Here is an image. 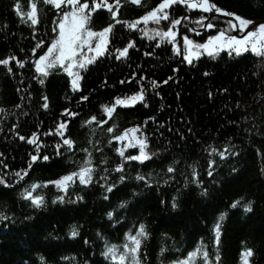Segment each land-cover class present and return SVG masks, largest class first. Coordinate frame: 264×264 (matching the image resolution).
Here are the masks:
<instances>
[{"label": "trees", "instance_id": "16d2710c", "mask_svg": "<svg viewBox=\"0 0 264 264\" xmlns=\"http://www.w3.org/2000/svg\"><path fill=\"white\" fill-rule=\"evenodd\" d=\"M159 1L121 0L116 18L104 8L91 14L85 27L114 26L104 53L79 70L80 88L74 91L59 65L41 84L33 63L44 43L56 38L62 13L35 0L38 23L32 25L26 16L29 0H19L23 17L13 7L17 0H0V59L9 60L0 65V176L6 181L0 183V264H118L105 252L112 245L123 251L126 233L135 234L140 224L148 233L138 253L141 264H173L201 245L209 264H242L247 249L253 250L250 264H264V55L222 50L183 61L172 44L144 34V22L136 28L124 23ZM211 2L264 21V0ZM167 11L170 19L164 23L184 17L181 34L201 42L228 24L214 10H193L179 2ZM201 16L215 27L193 31L201 27L195 20ZM129 41L128 54L117 59L115 50ZM141 86L143 101L116 105L111 117L103 111L102 105L111 106ZM65 108L77 115L63 113ZM93 115L105 123H83ZM62 122L66 127L58 130ZM137 126L129 136L146 139L151 155L143 162L125 161L116 149L129 141L112 140V135ZM60 132L74 141L72 148L63 144ZM131 145L125 155H138L139 145L135 140ZM32 155L39 159L32 161ZM89 157L95 170L88 184L78 178L67 189L46 183L76 171ZM169 166L174 171L168 172ZM26 191L43 203L33 204ZM248 201L251 212L243 208ZM221 213L217 244L213 226ZM194 264H203V256L198 254Z\"/></svg>", "mask_w": 264, "mask_h": 264}, {"label": "snow or ice", "instance_id": "6c2138e0", "mask_svg": "<svg viewBox=\"0 0 264 264\" xmlns=\"http://www.w3.org/2000/svg\"><path fill=\"white\" fill-rule=\"evenodd\" d=\"M134 4H140L141 0H131ZM185 4L189 9H201L204 12L215 11L216 13H225L228 16H234L237 21H239L238 30L240 32H244L245 28L252 24L253 22L249 19H246L237 13L234 12H226L225 9L218 7L215 3H212L211 0H160V2L156 5V7L152 8L150 11L146 12L144 15L138 17L133 21H124V23L130 28H136L140 22H144L147 24L149 21H154L159 24L161 20H169L170 14L166 10L171 5L175 3ZM30 10L26 13L27 19L30 20L32 25H36L38 23V9L35 0H29ZM44 3L50 4L57 9H61L62 5L67 4L70 6V12H64L63 18L59 21V35L56 39L52 40L51 44L47 45V51L42 55H39L37 59L34 60V68L36 73L38 74L36 78L39 79L41 84L44 83V79L42 77H46L51 70H53L57 65H59L64 72L71 77V87L72 89L78 90L80 88V69H84L88 64L92 63L97 56H100L104 53L109 43V33L113 29V24L110 23L107 26L103 27L98 31H94L91 27H85V25L89 22L91 14L96 11V9L104 8L110 11L111 16L116 18L118 15V9L120 7L121 0H91V4L89 0H44ZM115 6V10H114ZM13 7L17 10V13L22 17L25 16V13L20 12L19 9V0H17L16 4ZM187 18V17H185ZM207 21L206 23H204ZM119 22V21H114ZM199 22L201 23V27L206 28H214L215 25L210 21L208 17L201 16L199 18ZM180 23L179 19H171L169 27L167 30L163 29H152L151 31L160 38L161 41L171 40L174 51L179 52V48L177 47L175 40L173 39L176 36V32L173 30V26L178 25ZM229 24L232 28H237V25L229 21ZM56 31V29H53ZM195 31V29H193ZM144 34H147V30H145ZM93 37H95V41H93ZM40 43H43L41 41ZM93 43L95 47L93 48ZM87 46L89 55H85L83 52V48ZM133 46V42L129 41V44L123 48L116 49L117 59H121L128 54L129 47ZM184 58L185 60L191 62L192 57L199 56L200 49H203L209 55H214L221 51L222 49H227L231 54L233 51L236 55H240L244 52L251 51L255 53L257 56L264 55V23H260L258 26H254V30L247 31V33L243 36L230 35L226 33L223 29L218 31L214 36H210L206 42L203 44H196L191 41L188 36L184 37ZM39 47V44H37ZM36 49L33 48V52ZM95 55H92V53ZM9 63L8 59H0V65H7ZM17 63L23 65V61L17 60ZM135 75V73H133ZM140 79H143L141 77ZM155 86L156 82H152ZM87 97H81V100H86ZM43 104L42 107L47 109L49 107V99L47 96L42 97ZM144 100V89L141 86L138 92L133 93L130 96L126 97H117L115 98V103L111 106L102 105L103 111L107 116L111 117L116 105H134L138 101ZM63 113L68 114L69 116L77 115L74 112H71L69 109H63ZM95 121L97 124H104V120H97L96 116L89 117L88 120H85L84 124H90ZM67 122H62L58 125L59 129H65ZM139 126L126 129L120 135H112V140L115 141H124L128 140L129 143H125L122 147H118L116 151L125 161H145L147 160L151 153H148L146 149L147 140L144 138H139L136 136H129V133H135ZM107 131L109 133L113 132L112 128H108ZM35 135V133L33 134ZM61 137L63 138V144L68 148H72L74 146V141L71 138L65 136L64 132H60ZM24 139V137H21ZM135 140V143L139 145L140 151L138 155L135 156H127L125 155L124 148L130 147L131 141ZM57 149L60 148V145L57 144ZM99 150V149H97ZM215 151V150H213ZM221 157L225 155L224 152L220 153ZM39 159L36 155L31 156L32 161H36ZM44 160H48V156H43ZM31 167V165H29ZM124 167L123 163L117 165V171L122 170ZM95 170V166L92 164V161L89 158H86L82 165L73 172L66 173L60 176L55 181H50L46 183H55L58 187L63 189H67L68 184L73 182L74 179L78 178L81 184H88L92 179V173ZM174 169L169 166L168 172H172ZM212 173L209 172V175ZM19 176V173L17 174ZM195 175V173H193ZM124 177H121L123 179ZM137 179H144V177L138 176ZM0 183H5L4 178L0 176ZM32 188H36L37 185L34 183L31 185ZM114 185H106V188L111 191ZM26 198H30L32 203L39 206L43 203V199L38 196H33L31 191H26L24 193ZM58 199H61L58 197ZM173 207L176 206L175 198H173ZM126 201H121V205L125 204ZM240 204V200H234L232 202V207H236ZM243 208L246 212L252 211V202L248 201L246 204H243ZM108 216H112V212L107 213ZM223 213L220 214V219H217L213 226V231L216 237V243L219 244V237L221 234V221L223 218ZM135 234L126 233L127 241L123 245V251H117V246L112 245L108 247L105 255H110L113 261H117L118 264H141L140 256L138 255L139 249L142 244V238L146 237L148 233L145 230L144 224H140L137 229L134 230ZM71 235H77V231L73 228ZM130 242V243H129ZM164 250L161 249V252ZM203 256V264H209V253L203 249L201 245L197 249L189 252L187 256L181 260L173 261V264H194L195 258L197 255ZM253 255L252 249H247L242 252V264H250L249 257ZM217 261L219 260V255L216 257Z\"/></svg>", "mask_w": 264, "mask_h": 264}, {"label": "water", "instance_id": "95a60500", "mask_svg": "<svg viewBox=\"0 0 264 264\" xmlns=\"http://www.w3.org/2000/svg\"><path fill=\"white\" fill-rule=\"evenodd\" d=\"M160 2V1H159ZM158 2V3H159ZM89 3H90V1H89ZM157 3V4H158ZM156 4V5H157ZM64 5H66V6H69V5H67V4H64ZM156 5L154 6V7H156ZM153 7V8H154ZM167 10V9H166ZM216 14H225V13H216ZM188 16H190V15H188ZM234 19H233V18ZM232 17H228V16H225V18H227V19H230V20H235L236 21V24H237V28H232L231 27V25L229 24V20H228V24L225 26V28H224V31L226 32V33H228V34H230V35H236V36H243V35H245L246 33H247V31H250V30H254V26H258L260 23H264V21L263 20H259V21H252L253 23L252 24H249L246 28H245V30H244V32H240L239 30H238V26H239V21H237L236 19H235V17L234 16H232ZM245 18V17H244ZM199 18H195V20H198ZM247 19V18H246ZM232 21V23H234L235 24V22H233ZM189 23H190V25H192L193 26V20H191V18H189ZM169 24H170V22H169ZM178 26H179V24L178 25H175V26H173V30L176 32V36L173 38L174 40H175V43H176V45H177V47L179 48V53L181 54V56L183 57V61H186L185 60V58H184V48H185V46H184V37L185 36H188V35H186V34H183L182 36H179V33H178ZM209 29V28H208ZM218 32V31H217ZM216 32V33H217ZM216 33H213V34H210V35H208V37H207V39L205 40V41H198V40H195V39H193V38H191V37H189L188 36V38L191 40V41H193L194 43H196V44H203L204 42H206L207 40H208V38L210 37V36H214ZM172 42V41H171ZM222 50H226V51H228L227 49H222ZM200 51V55L199 56H201V55H203V54H208L207 52H205L203 49H200L199 50ZM234 52V51H233ZM199 56H194V57H199ZM194 57H192V58H194Z\"/></svg>", "mask_w": 264, "mask_h": 264}, {"label": "rangeland", "instance_id": "374dc122", "mask_svg": "<svg viewBox=\"0 0 264 264\" xmlns=\"http://www.w3.org/2000/svg\"><path fill=\"white\" fill-rule=\"evenodd\" d=\"M58 11H59V13H62L61 15H63L64 14V12H70L71 11V8H70V6H66V5H62V7H61V9H57ZM193 10H196V9H193ZM199 10H201V9H199ZM201 11H203V10H201ZM188 15H190V14H188ZM61 18H63V16L61 17ZM164 21H166V20H161L160 21V23L159 24H157V23H155L154 21H149L150 23H147L146 25H145V30H147V35H149L150 37H154L156 40H157V42L158 43H162V42H169L170 44H172V42H171V40H164V41H161L160 40V38L158 37V36H156L151 30L152 29H163V30H167V28L169 27V23L167 24V23H164ZM167 25V26H166ZM145 32V31H144ZM58 35H59V30H58ZM58 37V36H57ZM93 39V41H95V37H93L92 38ZM49 44H51V43H49ZM48 44V45H49ZM46 48H47V46H46ZM45 48V49H46ZM84 49H87L88 50V48H87V46H85L82 50H84ZM250 51V50H249ZM95 54V53H94ZM197 57H194V58H192V60L193 59H196ZM191 60V61H192ZM185 62H187V63H190L189 61H185Z\"/></svg>", "mask_w": 264, "mask_h": 264}, {"label": "bare ground", "instance_id": "6f19581e", "mask_svg": "<svg viewBox=\"0 0 264 264\" xmlns=\"http://www.w3.org/2000/svg\"><path fill=\"white\" fill-rule=\"evenodd\" d=\"M20 174V173H19ZM38 192H39V194L41 193V191L39 190V189H36Z\"/></svg>", "mask_w": 264, "mask_h": 264}]
</instances>
